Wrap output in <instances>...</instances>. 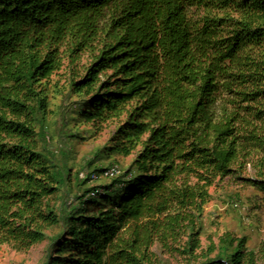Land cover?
Wrapping results in <instances>:
<instances>
[{
    "label": "trees",
    "instance_id": "1",
    "mask_svg": "<svg viewBox=\"0 0 264 264\" xmlns=\"http://www.w3.org/2000/svg\"><path fill=\"white\" fill-rule=\"evenodd\" d=\"M85 52L90 64L68 84L78 97L72 121L125 113L110 151L140 150L134 172L84 190L106 168L71 177L39 147L47 133L35 122L46 107L43 81L63 56L75 63ZM59 138L60 147L82 139ZM247 165L257 177L247 182L264 190V0H0V231L28 247L46 238L22 230L35 216L47 228L60 224L52 238L60 247L46 264H148L160 217L166 230L190 228L214 181ZM72 179L83 189L76 203L42 212L45 200L70 197ZM197 264L254 259L244 239L228 237Z\"/></svg>",
    "mask_w": 264,
    "mask_h": 264
},
{
    "label": "rangeland",
    "instance_id": "2",
    "mask_svg": "<svg viewBox=\"0 0 264 264\" xmlns=\"http://www.w3.org/2000/svg\"><path fill=\"white\" fill-rule=\"evenodd\" d=\"M75 61L72 63L70 58L63 56L60 69L42 83V90L47 100L46 107L39 116L40 123L35 122V132H39L43 126L47 133V143L39 141V147L49 148L54 152L56 161L65 163L73 178L78 173L86 174L96 168L102 169L114 165L123 172L128 169L134 172V161L140 147L128 157L110 151L115 144L117 130L126 119L125 113L102 124L93 122L78 124L72 121L74 116L72 113L76 109L74 104L78 101V97L69 93L68 84L76 77L84 75L85 68L90 64L91 54L82 53ZM107 74L110 75L111 72ZM105 79L106 77H102V80ZM69 131L78 133L82 139L71 140L60 147L59 136ZM59 149L65 151L64 156L56 153ZM253 179L257 177L251 165H247L240 173H232L227 178L221 180L217 178L208 188V201L203 205L201 213L189 217V220L193 221V226L190 228L188 221H184L173 230H166V221L160 217L163 227L155 232L157 240L155 239L149 249L151 257L148 264H197L211 246H217L218 242L228 237L244 239L245 252L253 254L254 264H264V190L247 182ZM110 182L111 180L107 179L92 182L86 185L84 190L93 186L103 187ZM68 189L71 191L70 197L57 194L45 200L42 212H45V207H53L57 212L65 206L68 208L74 205L76 202L72 200L73 196L82 194L83 189H77L73 179L68 183ZM33 220L22 230L40 231L46 238L40 243L27 247L25 245L27 243L21 244L16 240V233L0 231V264L52 262V258L58 252L56 249L61 244L57 237L56 241L52 238L59 234L61 226L58 224L47 228L48 221L38 215ZM24 223V220H18L16 231L20 228L18 224ZM191 231L197 233L198 247L188 254L185 252V246Z\"/></svg>",
    "mask_w": 264,
    "mask_h": 264
},
{
    "label": "built area",
    "instance_id": "3",
    "mask_svg": "<svg viewBox=\"0 0 264 264\" xmlns=\"http://www.w3.org/2000/svg\"><path fill=\"white\" fill-rule=\"evenodd\" d=\"M122 174H124V172L117 165H114V166L108 167L106 169H103L99 173H91V175H90V183L97 182V181L102 180V179L110 180V179L119 177ZM130 177H131V174H129L127 176V178H130ZM98 193H99V191L91 192L89 194V197L94 198V197L97 196Z\"/></svg>",
    "mask_w": 264,
    "mask_h": 264
}]
</instances>
